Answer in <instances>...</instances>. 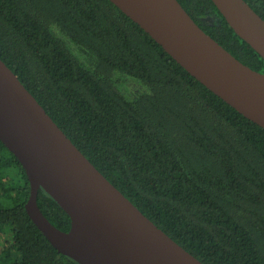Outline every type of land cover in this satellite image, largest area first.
Here are the masks:
<instances>
[{"label": "trees", "instance_id": "1", "mask_svg": "<svg viewBox=\"0 0 264 264\" xmlns=\"http://www.w3.org/2000/svg\"><path fill=\"white\" fill-rule=\"evenodd\" d=\"M177 1L231 55L264 73V59L211 0ZM245 1L264 19V0ZM0 59L106 179L203 264H264V129L110 0H0ZM118 73L143 93L128 98ZM29 194L24 168L0 141V264H79L31 221ZM37 204L54 226L70 229L41 188Z\"/></svg>", "mask_w": 264, "mask_h": 264}, {"label": "water", "instance_id": "2", "mask_svg": "<svg viewBox=\"0 0 264 264\" xmlns=\"http://www.w3.org/2000/svg\"><path fill=\"white\" fill-rule=\"evenodd\" d=\"M110 1L196 80L264 129V73L207 35L177 0ZM211 1L264 59V19L245 0ZM0 141L26 172V213L59 253L79 264H203L106 179L1 59ZM40 188L69 216L67 232L41 212Z\"/></svg>", "mask_w": 264, "mask_h": 264}, {"label": "rangeland", "instance_id": "3", "mask_svg": "<svg viewBox=\"0 0 264 264\" xmlns=\"http://www.w3.org/2000/svg\"><path fill=\"white\" fill-rule=\"evenodd\" d=\"M68 46L81 62L85 63L87 66L93 65L94 61L91 54L83 53L82 50L72 45L71 43H68ZM116 78L118 86L122 89V91L128 98L134 99L145 90L141 84L123 74H116Z\"/></svg>", "mask_w": 264, "mask_h": 264}]
</instances>
